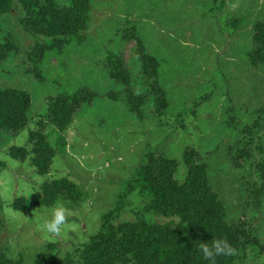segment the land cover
Wrapping results in <instances>:
<instances>
[{
    "label": "rangeland",
    "instance_id": "rangeland-1",
    "mask_svg": "<svg viewBox=\"0 0 264 264\" xmlns=\"http://www.w3.org/2000/svg\"><path fill=\"white\" fill-rule=\"evenodd\" d=\"M55 2L65 7L72 0ZM224 2L220 12L221 0H90L88 30L50 47L38 63L32 61L34 48L48 40L25 32L20 11L0 18V30L11 33L17 45L0 61V90L26 92L31 101L27 126L17 133L2 132L0 138L5 164L0 170V255L13 262L22 257L24 264H36L39 257L44 264H63L64 254L84 247L98 232L103 214L117 208L120 220L134 219V209L145 201L135 186V171L147 153L177 161L176 179L183 182L184 152L194 149L207 166L213 193L226 207L227 221L243 224L255 242L238 253L245 257L242 264H264V183L255 168L259 137L248 149L251 158L233 162L235 152L228 153L237 148L241 130L264 109V63L252 66L246 58L254 25L264 21V0ZM133 27L144 51L158 61L149 78L137 42L124 37ZM111 56L122 58L130 73L128 85L114 78ZM157 87L165 91L168 104L160 115L154 102ZM82 88L97 95L79 109L67 130L43 131L60 152L47 175L9 155L12 147L31 150V135L40 132L36 124L50 100ZM126 89L146 96L140 115L130 109ZM112 92L117 99L108 97ZM60 136L64 148L57 145ZM59 179L76 184L82 200L77 205L56 202L70 215L62 234L53 236L42 228L51 207L39 208V201L44 183ZM255 188H263L262 193L252 194ZM20 197L30 209H12Z\"/></svg>",
    "mask_w": 264,
    "mask_h": 264
},
{
    "label": "trees",
    "instance_id": "trees-1",
    "mask_svg": "<svg viewBox=\"0 0 264 264\" xmlns=\"http://www.w3.org/2000/svg\"><path fill=\"white\" fill-rule=\"evenodd\" d=\"M224 1L221 0L218 8L220 12ZM16 11H20L22 15L20 22L25 32L48 40L34 48V63L41 62L50 47L62 46L69 39L86 32L91 21L90 0H72L65 7L59 6L55 0H0V18ZM227 15L229 16L228 13ZM124 37L135 39L137 49L142 52L144 75L147 78L154 76L158 61L144 51L143 41L137 36L135 28L126 32ZM15 51L17 45L14 36L11 33L3 34L0 30V61L6 60ZM246 58L252 66L264 63V21H258L254 25L252 47ZM109 65L114 78L128 85L130 73L122 58L111 56ZM164 92L160 87L155 90V110L159 115L168 106ZM125 94L132 112L140 115L146 96H136L128 89ZM96 95L92 90L82 88L50 100L48 112L36 124L40 132L31 135V150L12 147L9 155L21 162H28L39 175H47L53 158L60 152L52 148L43 131L53 127L63 134L79 109L90 104ZM107 95L111 99L118 98L114 92ZM30 105V97L26 92L0 90V138L2 132L17 133L27 126ZM261 110L258 111L257 118L241 130L244 134L239 135L237 148H229L228 153L235 152L231 156L233 162L245 157L251 158L253 152L248 149L259 137L258 144H255V168L260 182L264 183V135H259L264 130V109ZM60 137L62 138H59L57 145L64 148L65 139ZM198 156L194 149H186L183 156L186 173L183 182H180L176 179L179 168L177 161L160 152L147 153L144 163L136 167L135 171V186L139 188L145 201L134 209V219L129 222L120 220L117 208L103 214L98 232L90 237L84 247L64 254L63 264H212L203 258L200 246L202 243L211 245L215 240H226L234 249L230 256H217L215 264H242L245 257L243 255L240 258L238 253H245L247 245L254 246L255 242L249 240L243 224L231 225L227 221L226 207L213 193L207 166L200 162ZM4 166L0 161V170ZM262 190L263 188H255L252 194H261ZM58 200L77 205L82 200V194L78 186L67 179L44 183L39 208L52 207ZM120 205L124 206V202H120ZM11 207L15 211H24L30 209V204L26 198L20 197L12 202ZM157 219L168 221L159 223ZM49 247L53 248L55 245L50 244ZM35 263L44 264L41 257ZM0 264L24 262L22 257L13 262L2 254Z\"/></svg>",
    "mask_w": 264,
    "mask_h": 264
},
{
    "label": "clouds",
    "instance_id": "clouds-1",
    "mask_svg": "<svg viewBox=\"0 0 264 264\" xmlns=\"http://www.w3.org/2000/svg\"><path fill=\"white\" fill-rule=\"evenodd\" d=\"M69 210L61 204H56L49 208L42 225L43 231L53 236H60L62 229L69 224ZM200 251L205 260L215 264L217 256H230L234 249L226 240H215L211 245L202 243Z\"/></svg>",
    "mask_w": 264,
    "mask_h": 264
}]
</instances>
